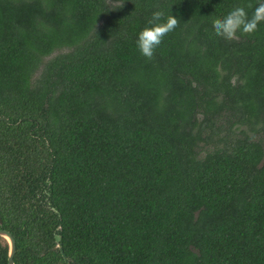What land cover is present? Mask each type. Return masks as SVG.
Listing matches in <instances>:
<instances>
[{"label":"trees","instance_id":"obj_1","mask_svg":"<svg viewBox=\"0 0 264 264\" xmlns=\"http://www.w3.org/2000/svg\"><path fill=\"white\" fill-rule=\"evenodd\" d=\"M249 2L0 0L15 264H264V23L232 42L212 26ZM158 10L180 25L149 61Z\"/></svg>","mask_w":264,"mask_h":264},{"label":"clouds","instance_id":"obj_2","mask_svg":"<svg viewBox=\"0 0 264 264\" xmlns=\"http://www.w3.org/2000/svg\"><path fill=\"white\" fill-rule=\"evenodd\" d=\"M252 7L251 2L246 5H237L222 18L213 19L215 35L232 42L239 40V34L252 36L258 32L259 26L264 23V0H259L253 14L249 16L247 9ZM179 25L180 20L176 16L171 14L165 19L163 11H154L148 20V26L140 31L136 40V46L141 55L149 61L154 60L156 50L165 37L175 31Z\"/></svg>","mask_w":264,"mask_h":264},{"label":"water","instance_id":"obj_3","mask_svg":"<svg viewBox=\"0 0 264 264\" xmlns=\"http://www.w3.org/2000/svg\"><path fill=\"white\" fill-rule=\"evenodd\" d=\"M3 117H0V120H2ZM2 223V220L0 218V224ZM0 236L3 237L7 243L9 244V254H8V264H15L14 263V254L16 251V243H15V239L13 237V235L7 231V230H3L0 229ZM57 240H60V236L57 237ZM61 251L63 252V249H61Z\"/></svg>","mask_w":264,"mask_h":264}]
</instances>
